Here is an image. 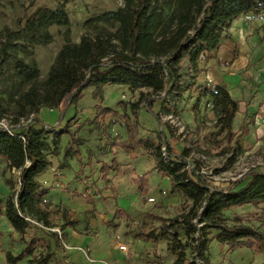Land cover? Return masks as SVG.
Segmentation results:
<instances>
[{"label": "trees", "instance_id": "trees-1", "mask_svg": "<svg viewBox=\"0 0 264 264\" xmlns=\"http://www.w3.org/2000/svg\"><path fill=\"white\" fill-rule=\"evenodd\" d=\"M121 2L117 9L87 19L83 24L85 32L78 42L73 40L71 22L62 4L53 9L37 7L19 20L18 31L5 27L0 33V76L7 71L15 81L6 98L0 94V121H7L9 129H0V159L5 163L3 174L18 172L17 188L12 179L4 180L10 193L6 199H0V217H5L23 245L17 255L10 250L4 252L6 264H18L25 259L28 264H49L56 250L62 249L64 253L61 246L64 234L62 238L49 232L45 238L27 233L32 228L52 229L53 215L60 214L63 225L74 228L66 211L59 212L60 208L47 200L49 190L38 178L51 167L49 155L58 154L56 145L64 136L68 137L64 156L70 154L78 163V172H82L83 141L76 134L81 125L73 132L69 126L71 120L60 125L62 116H59V128L44 126L38 119L40 111L61 108V112H66L68 107L76 105L88 87L94 89V99H101L106 86H122L137 93V100L129 106L131 117L123 115L127 142L119 146L133 156L136 145L140 149L136 154L141 151L140 155L152 157L154 170L169 180L171 192L183 198L182 212L169 219L168 226H179L186 237L197 234L194 257L205 259L204 252L212 241L230 250L247 248L255 254H264V231L245 224L239 216L235 215L230 222L225 216L234 208L264 205V171L249 170L226 187H215L202 176L189 175L188 149L175 154L168 144L161 142L159 134L157 142L136 139L140 109L146 108L158 125L159 113L153 112L157 102H161L160 113L176 115L185 94L197 83L195 74L201 71L199 66L205 61V54L217 51L229 39L227 31L239 17L263 14L264 0ZM53 31L60 35L62 44L46 77L41 79L34 56L25 58L21 54L28 56L27 49L52 44ZM184 59L193 73L185 81L180 66ZM195 89L199 98L194 109L202 98L207 99L217 117L218 134L225 133L230 141L235 137L231 126L238 113V102L225 86L198 85ZM95 110L91 123L106 130L107 126L100 125L99 120L115 112L101 105ZM244 132L248 135L246 127ZM66 167L67 164L58 165V169ZM119 167L115 159L110 166L101 163L102 180L108 184L107 175L117 172ZM145 176L136 178L142 195L147 188ZM246 179L249 180L239 188ZM86 191L85 185L83 198L92 203ZM213 231L218 233L211 237ZM39 245L44 248L37 253ZM59 262L65 264L64 259ZM186 262L184 252L179 251L173 264Z\"/></svg>", "mask_w": 264, "mask_h": 264}, {"label": "rangeland", "instance_id": "rangeland-1", "mask_svg": "<svg viewBox=\"0 0 264 264\" xmlns=\"http://www.w3.org/2000/svg\"><path fill=\"white\" fill-rule=\"evenodd\" d=\"M61 4L64 5V8L68 13L69 20L71 22L73 40L78 42L80 36L85 32L83 24L87 19L104 11L115 10L121 6L122 2L121 0H0V33L5 27L12 31H18L19 20L24 16V14L30 13L37 7H47L53 9ZM248 20H252V18H248ZM63 31L64 29H60V32ZM53 32L55 34V41L52 44L46 47L29 48L27 49V52L29 53L28 56L25 53L21 54V57L26 56L25 58H29L30 54L34 56L39 65L41 79L46 77L48 69L54 61L56 53L62 44L60 35L55 31ZM239 32L242 34V30L240 28L237 29V33ZM232 53H235V51ZM206 63V61L200 62L199 69L201 71L197 74L194 73L197 83L195 86L190 87L189 93L185 94L184 99L179 104L178 113L176 115L171 116L170 119L165 118L164 116L167 115L160 113L161 102H157L155 104L154 107L156 108L153 109V112L157 114L159 113L160 123L158 129L159 131L155 132L156 136L154 142L160 141V139H157V135L159 134L161 142L168 144V141H170V144H172L177 154H180L183 149H188L189 156L187 158V170L189 175H194L193 178H195L196 175L202 176L215 187H226L228 183L240 179L241 176L246 174L249 170L264 171V117L262 120L260 119V121H256L255 119L254 112L259 101L255 100L256 95L253 94V89L255 88L253 87V77L247 74V71L251 67L249 64L247 68L243 67L236 73V76L241 77V81H239L240 83H238L239 85L237 86L239 90L237 92L240 93L237 97V102L240 103L238 104V117L233 120L231 126V130L235 137L231 138L229 141L228 137H225V133L218 134L215 126L217 117L208 100L200 98L201 100L199 101L200 103L198 104L197 109H194V104L199 98V94L195 87L198 85H204L207 87L209 86L208 81H210L211 85H213L215 79L220 76V74L216 72V70H218L217 67L212 69L207 66ZM256 63H258L257 67H255V72L258 73L256 77L258 78V82L262 80L261 85H264V75L262 73L264 70V55L263 59ZM180 66L185 81L193 73L191 72V69L185 59L181 62ZM242 79H244V82L246 83L244 86L241 84ZM14 82L15 81L11 79L10 72L6 71L0 76V94L4 98L7 97ZM247 85L252 86V88L249 91H242L247 89L245 87ZM257 87V93L262 92L263 95L264 86L262 90L259 89V86ZM84 91L82 95H85ZM93 91L91 92V99L95 102V106L93 107L94 111H96L95 109L98 105H101L103 108L110 109L115 112V114L108 115L105 119L101 118L99 120V124L106 125L107 130L108 124H106V121L109 117L111 118L113 116L122 123V127L124 128L123 115L125 114L128 117H131L129 106L137 100V93H132L129 89L122 86H106L103 90L102 98L94 99ZM77 103L73 106L74 109L77 106ZM141 109L151 115L146 108ZM139 112L137 118V134L140 126ZM145 116V114L141 116L143 123H145L142 135H146L148 133L146 132V128L148 127L145 122ZM63 118H66V116ZM69 120H71L69 126L73 132L79 125H81V128L84 126V135H87L88 131V136L91 138V143L88 146L94 150V153H92V155L89 154L88 157L92 156L94 169L95 164H97V162H101L102 158L109 161L111 157L114 156L115 153L112 152L111 148L113 147L115 150V147L120 145V143L116 141L117 138H111L107 131L103 130L99 125L91 123L94 119L92 121L84 120L81 124L77 121L72 122L73 118ZM165 122L168 123L169 127L166 124L164 125ZM52 127L59 128L60 126L58 127V123H55ZM245 127L248 129V135L244 132ZM137 134L136 139H138ZM67 138L68 137L65 136L58 141L56 145L58 154L56 156L49 155V159L51 160L53 166V171L51 172V174H53V180H56L59 176L55 174L58 170L57 165L67 164L68 167H66V172L70 170L69 161H73V158L70 154H68V156H64V147L68 142ZM139 150L140 149L135 145L133 156H130V154L126 151L124 152L129 155L130 159L147 156L145 154L140 155L141 151L139 152V155L136 154ZM84 152L85 151L83 150V153ZM141 160L145 159L143 158ZM4 165L5 163L2 159H0V199H6L10 193L9 189H7L6 193L7 187L4 184L5 179H12L14 188L18 187V172L11 171L3 174L2 170ZM71 167L73 169L69 171L67 175L68 178L63 182V184L65 185V183H67L66 185H68L72 190L76 191V189L80 187L79 183L86 185V190L89 193H92L93 189H97L98 186H101V188L107 186L103 180L99 182L98 185L96 184V178H100V175L96 172L90 171L89 174L91 173V175L85 177L83 176L86 182L82 179L80 180L78 178L79 175L72 173L74 168H77V165H71ZM195 167H197V169H195ZM54 169L56 171H54ZM120 176L121 174H118V176L116 175V184L121 187L128 186L126 181L118 180L120 179ZM248 180L249 179H246L242 182L239 188L244 186ZM54 182L57 183V181ZM133 183L139 187V182L133 181ZM109 184H111L110 180ZM121 187H119L120 190ZM129 187H131L130 183ZM149 187L147 186L143 195L138 190L137 193L139 196L132 203L131 198L126 200V197L121 198L120 196H117L120 202L124 201L121 204L125 207L127 206L126 202H128V204L129 202L131 203L130 207L127 208V210H129L127 215L118 212L115 213L113 217L110 215L108 217L105 211L103 212V215H101L100 207H98V209L93 207L85 214L79 211V218L81 221L76 224V227H78L80 233L90 234L91 231L93 232L94 230V235H96L99 231L98 228L91 229V231H89L87 227L89 221L95 220V223L104 227V232L106 233L105 236L110 237L113 240L114 249H119V246L126 247V251H119L121 255H124V260L119 259V261L116 262L108 260V262L103 261L101 264H173L176 260V254L179 251L184 252L186 256L187 262L185 264H189L190 262H193L194 264H264V254H255L247 248L230 250L228 246H220L215 241H212L209 244L208 250L204 252L203 256L205 259L195 258L193 254V244L197 234L186 237L185 232L181 230L179 226H168V220L174 218L182 212L184 206L183 198L178 193L171 192L169 180H167L166 183H163V181H157L155 177L151 176L149 177ZM57 188H59V185ZM101 198L102 197H100V199ZM170 198L176 199L175 205H163L165 200ZM57 199L58 197L56 196L47 197V200L50 201L57 202ZM113 199L115 198L113 197ZM56 207L60 208L59 212L65 211L61 205H56ZM119 208L122 207L120 206ZM262 210H264V205H259L258 207L245 206L231 209L225 213V216L229 222L235 215L239 216L242 220H244L245 224L251 225L258 231L263 232L264 214L262 213ZM75 215L76 214L74 213L72 216L76 218ZM106 217L109 219H107V221H103ZM51 220L54 226L52 229L37 230L36 228H32L27 232L28 235L30 236L32 234H36L37 237L48 238V233L52 232L57 234L58 237L63 238L62 228L65 226L60 218V214L53 215ZM10 230L11 228L7 220L4 216H1L0 232L2 233V236L0 238V264H6L4 254L5 251L10 250L12 254L17 255L23 246L22 242L19 240V236L17 235V237L14 238L13 235L10 234ZM217 233L218 232L213 231L211 237L215 236ZM43 248L44 247L42 245H39L37 253L41 252ZM63 250L65 249L63 248ZM85 251L86 254L85 252L83 254L85 257H83L84 264L93 263L91 260L92 254L87 250ZM57 256L62 260L65 259L60 250ZM59 258H52L50 264H59ZM18 264H28L27 259L19 262Z\"/></svg>", "mask_w": 264, "mask_h": 264}, {"label": "crops", "instance_id": "crops-1", "mask_svg": "<svg viewBox=\"0 0 264 264\" xmlns=\"http://www.w3.org/2000/svg\"><path fill=\"white\" fill-rule=\"evenodd\" d=\"M248 18H252V20H248ZM247 20V21H246ZM246 21V22H245ZM242 30V34L239 32L237 33V29ZM240 34V35H239ZM245 34V35H244ZM253 34V35H252ZM228 37L229 39L225 40L221 47L215 51L205 54V61L207 62L206 65L211 67L212 69H215L216 67L218 70H216L217 73L220 74L219 77L215 79V82H213V85H211L210 81H208L209 86H225L226 89L229 91L230 96L237 101L238 95H240L237 86L240 83L239 81L241 77L236 76V73L239 72L243 67L249 66L250 68L247 71V74L253 77L254 84L253 87V94L256 95L255 100H258V104L260 103V99H262V92L257 93L259 86L262 90L264 85H261V81L258 82V78L256 77L258 75L257 72H255V67H257L259 60L263 59L264 55V14L259 16H253L251 14L244 15L239 17L237 20H235L230 29L228 30ZM235 51V53H232ZM223 69V71H222ZM259 70V69H258ZM244 72V71H243ZM246 74V75H247ZM263 77V76H262ZM264 81V78H263ZM212 82V81H211ZM241 84L244 86L246 83L244 82V79H242ZM247 89H244L242 91H249L252 86H245ZM257 87V88H256ZM106 88V87H104ZM103 88V90H104ZM94 89L92 87H88L87 90L84 91V94L82 99L77 103V106L74 107L70 106L66 110V112H61V108L57 110H48V109H42L38 115V119L41 121V123L44 126H53L55 123H58L59 116H66V118H63L61 121V125L64 124L67 120L73 118V121H77L79 124L83 123L85 121H92L95 118V111L94 106L95 102L91 99V92ZM260 90V91H261ZM87 94V96H86ZM239 99V98H238ZM240 104V103H238ZM256 105V103H255ZM257 105L255 114L257 111ZM156 108V107H154ZM145 114L146 116V132H148L146 135H142L143 126H145V123L142 121V115ZM238 115V113H237ZM236 115V117H238ZM113 117V116H112ZM110 118L106 121V124H108V129L106 130L108 135L111 138H117V142L120 144H125L127 141V133L122 127V123L116 118ZM235 117V118H236ZM262 120V119H261ZM109 122V123H108ZM139 130L137 134L138 139H145L148 138L152 141L155 139V132L159 131V125L154 120L153 116L149 115L146 111L143 109L139 112ZM142 127V128H141ZM83 128H81V131L77 133V136L81 138L83 141L82 146L80 147L81 150V160L82 164L84 165V168L82 172H78V163L73 158V161H69V168L72 170L73 168L71 165H77V168H74L72 173H76L78 178L81 180H84L85 176L91 175L89 172H96L100 175V178H96L97 185L99 182L102 181V176L100 173L101 163H105L108 166L111 165V161L115 159L117 163L120 165L117 172H110L106 179L111 181V184H107V186H104L101 188V186H98L97 189H93L92 193H89L86 191L88 195L91 196L93 203H87L84 198V192H85V185L83 183H79L80 187L75 190H72L69 188L67 183L65 185L63 182L68 178L67 175L70 170L66 172V168L58 169L57 165V172L56 175H59L56 180H53V174L51 172L53 171V166L49 167L47 171L41 175L38 180L39 182L49 190L48 196H56L58 197L57 202L56 201H50L52 203V206L61 205L63 209L66 211L67 218L69 217L70 221L74 223V228H68L65 227L62 229L64 234V239L61 242L62 248H64V253H62V249H58L55 251V255L52 258H59L57 256L59 250L62 253V256L65 255L64 263L65 264H84V252L86 254V251H89L91 255V260L93 263L91 264H101L103 261H119V259H125L124 255H121L119 253V249H114L113 246V240L110 237L105 236L106 233L104 232V227L102 225H99L95 223V220L88 222V230L91 231V229L98 228V233L94 235L91 231L90 234H82L79 232L78 227H76V224L80 223L79 218V211H81L83 214L91 210L93 207L95 209H98L100 207L101 209V215H103V212L105 211L109 217L114 216L115 213H121L124 215H127L128 211L127 208L130 207L131 203L136 200V198L139 196L137 191L139 190L138 186H136L133 181L137 182L136 178L142 175H146V181L147 186L149 187V177H155L156 180H161L163 183H166L168 180L167 178L162 177L160 174H158L154 170V161L152 157L149 155L147 156H140L134 159H130L129 155L124 152L123 149L117 145L114 150L112 147L111 150L114 152V156L111 157V159L108 161L106 159H101V162H97L95 164L94 169V162L92 161V153H94V150L88 146L91 143V138L87 135L85 136L83 134ZM150 132V133H149ZM65 137V136H64ZM67 137V136H66ZM119 138V140H118ZM68 141V138H67ZM168 146L172 149V151L177 154L175 149L173 148L172 144H170V141H168ZM83 150L85 151L83 153ZM89 151V152H88ZM178 155V154H177ZM85 157V160H84ZM90 158V159H88ZM145 160H141V159ZM90 160V165L88 166V162ZM52 163V162H51ZM54 171H56L54 169ZM121 171V173H120ZM121 174L118 180H123L128 183V186H118L115 182L116 175ZM84 176V177H83ZM167 179V180H166ZM54 181H57L55 183ZM79 182V181H78ZM129 183L131 184V187H129ZM59 185V188L57 186ZM121 187V190L120 188ZM6 188V193H7ZM150 189V187H149ZM125 191V192H124ZM91 192V191H90ZM74 194H78L77 196H73ZM116 196V197H115ZM126 197L131 198V203L126 202L127 206L125 207L123 202H120L118 197ZM100 197H102L100 199ZM113 197L115 199H113ZM174 197V196H173ZM125 200V199H124ZM176 203L175 198H170L165 200V203L163 205H172L174 206ZM122 208H119V207ZM76 214V218H74L72 215ZM109 218H104L103 221H107ZM99 225V226H97ZM10 234L13 235V237H17V234L13 232V230H10ZM126 251V250H125ZM84 257V258H83ZM61 261L62 259L59 258ZM50 264V263H49ZM109 264H116V263H109Z\"/></svg>", "mask_w": 264, "mask_h": 264}, {"label": "built area", "instance_id": "built-area-1", "mask_svg": "<svg viewBox=\"0 0 264 264\" xmlns=\"http://www.w3.org/2000/svg\"><path fill=\"white\" fill-rule=\"evenodd\" d=\"M262 73L264 75V70H263ZM164 117L165 118H169V119L171 118V116H164ZM263 117H264V93H263L262 99H261V101H260V103L258 105L256 114H255V119H256V121H260V119H262ZM0 129H4V130L9 131L7 123H6L5 120H1L0 121ZM163 152H164V149H163ZM119 250L120 251H125L126 247L125 246H119Z\"/></svg>", "mask_w": 264, "mask_h": 264}]
</instances>
